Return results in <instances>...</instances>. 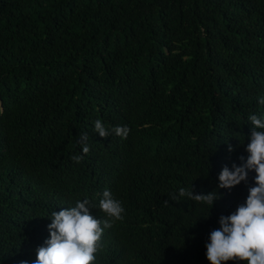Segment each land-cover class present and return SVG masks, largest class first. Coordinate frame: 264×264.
Wrapping results in <instances>:
<instances>
[{
	"label": "trees",
	"instance_id": "trees-1",
	"mask_svg": "<svg viewBox=\"0 0 264 264\" xmlns=\"http://www.w3.org/2000/svg\"><path fill=\"white\" fill-rule=\"evenodd\" d=\"M261 97L264 0H0V264H34L78 200L107 219L105 189L125 211L96 264H210V233L256 186L218 177L246 162Z\"/></svg>",
	"mask_w": 264,
	"mask_h": 264
},
{
	"label": "clouds",
	"instance_id": "clouds-1",
	"mask_svg": "<svg viewBox=\"0 0 264 264\" xmlns=\"http://www.w3.org/2000/svg\"><path fill=\"white\" fill-rule=\"evenodd\" d=\"M258 102L264 105V97ZM248 119L253 127L246 148L247 160L242 166L233 164V170L225 166L218 177V188L231 189L242 181L246 183L249 171L256 173V186L249 188L246 202L231 215L221 216L220 228L210 233V242L206 245V258L210 264H227L229 261L264 264V118L250 115ZM94 131L103 138L115 133L126 139L130 129L115 126L109 130L97 119ZM79 135L78 143L84 155H73L71 159L76 163H80L90 151L88 133ZM232 150L229 146V151ZM181 197L213 207L220 194H194L193 189L181 187L179 196L173 194L171 198L179 200ZM94 208L90 200L84 199L78 200L74 207L54 211L50 218L52 222L48 225L50 238L45 241V246L37 249L34 264H96L104 229L112 227L116 221H122L125 209L108 189L103 191L99 200V210L106 214L107 219L101 221L95 218L91 214Z\"/></svg>",
	"mask_w": 264,
	"mask_h": 264
}]
</instances>
